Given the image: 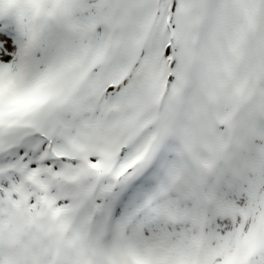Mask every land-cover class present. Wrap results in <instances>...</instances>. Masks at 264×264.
<instances>
[{"label":"snow or ice","instance_id":"1","mask_svg":"<svg viewBox=\"0 0 264 264\" xmlns=\"http://www.w3.org/2000/svg\"><path fill=\"white\" fill-rule=\"evenodd\" d=\"M0 264H264V0H0Z\"/></svg>","mask_w":264,"mask_h":264}]
</instances>
